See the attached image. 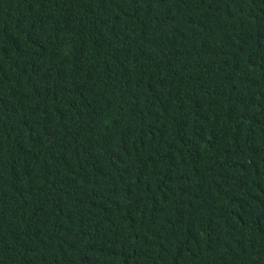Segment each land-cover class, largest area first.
Returning <instances> with one entry per match:
<instances>
[{
    "label": "trees",
    "instance_id": "trees-1",
    "mask_svg": "<svg viewBox=\"0 0 264 264\" xmlns=\"http://www.w3.org/2000/svg\"><path fill=\"white\" fill-rule=\"evenodd\" d=\"M0 264H264V0H0Z\"/></svg>",
    "mask_w": 264,
    "mask_h": 264
}]
</instances>
